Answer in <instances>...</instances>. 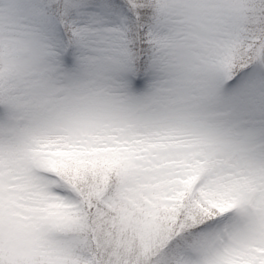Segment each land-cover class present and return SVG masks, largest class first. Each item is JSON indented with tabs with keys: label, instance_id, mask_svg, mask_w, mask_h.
<instances>
[{
	"label": "snow or ice",
	"instance_id": "6c2138e0",
	"mask_svg": "<svg viewBox=\"0 0 264 264\" xmlns=\"http://www.w3.org/2000/svg\"><path fill=\"white\" fill-rule=\"evenodd\" d=\"M0 264H264V0H0Z\"/></svg>",
	"mask_w": 264,
	"mask_h": 264
}]
</instances>
